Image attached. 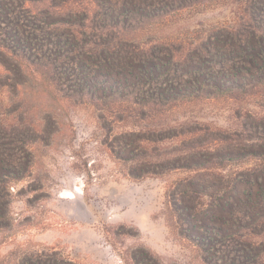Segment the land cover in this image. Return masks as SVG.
Instances as JSON below:
<instances>
[{"label": "rangeland", "instance_id": "374dc122", "mask_svg": "<svg viewBox=\"0 0 264 264\" xmlns=\"http://www.w3.org/2000/svg\"><path fill=\"white\" fill-rule=\"evenodd\" d=\"M81 16L44 28L82 39L90 98L0 46V123L25 132L21 172L0 164V264H224L212 243L237 231L264 264V17L255 29L247 0H191L109 32ZM117 42L153 53L158 99L126 103L142 74L137 56L108 70L95 58ZM227 45L245 59L220 80L212 51Z\"/></svg>", "mask_w": 264, "mask_h": 264}, {"label": "trees", "instance_id": "16d2710c", "mask_svg": "<svg viewBox=\"0 0 264 264\" xmlns=\"http://www.w3.org/2000/svg\"><path fill=\"white\" fill-rule=\"evenodd\" d=\"M191 0H8L0 5V23L4 20L7 23V28L0 32V46L8 53L15 55L22 62L32 69V71L41 77L52 78L53 80L64 81L72 85V89L85 94L90 98V92L84 91L82 84H88L93 79L95 70L89 69L86 65V55L81 46L82 39L77 36L76 32L71 29H65L66 32H61L57 27L54 29H45L49 18H63L82 15L81 17H92L88 22L97 21L100 23V28L111 30L116 25L122 30L135 19V16H160L161 14L172 13L189 6ZM251 8V19L254 21L255 29L262 24L261 19L264 17V4H256L257 0H247ZM82 2L90 5L81 7ZM76 6V7H75ZM89 13V17L88 16ZM97 23V24H98ZM51 31V32H50ZM102 34V33H100ZM106 35V34H105ZM104 35V36H105ZM98 36V35H97ZM102 36H98V40L104 41ZM109 52H100L95 58L100 60L99 64H103V69L108 70L112 63L117 65H130L137 56L138 64L141 65L140 72L142 73L137 78L135 85H127L126 91H123L126 103L139 105L137 100L146 102L148 98L158 99L155 93L151 90V77L158 73L155 66L147 68L148 59L153 56L150 51L140 52L141 55H135L129 47L117 42L110 45ZM242 54L246 53V45L240 44ZM117 49V50H116ZM113 50V51H112ZM116 50V51H114ZM214 54L217 58L216 75L220 80H225L227 77H235L239 71V61L245 57L234 52L230 46H223L214 49ZM88 56V55H87ZM262 65L260 67L261 76L264 77V52L262 57ZM115 60V61H113ZM111 63V64H110ZM163 67V66H162ZM173 73L177 71V65L173 63ZM146 69V70H144ZM161 69V68H160ZM158 69V70H160ZM173 74V75H174ZM210 77L213 75L209 74ZM169 76V75H168ZM164 78L167 75L163 76ZM205 78V77H204ZM216 78V77H215ZM167 82V81H166ZM203 83L207 84V78L198 81L195 87L200 90ZM146 84V85H145ZM165 84V83H164ZM183 84V83H179ZM174 84L168 82L166 86L170 93L174 91L181 92V87L177 88ZM187 85V83H184ZM156 85V84H155ZM148 86V87H145ZM183 86V85H180ZM193 86L190 83V87ZM215 91L219 93L234 92L240 89L224 84L213 85ZM148 88V89H147ZM222 88H225L222 91ZM82 89V90H81ZM87 89V88H85ZM102 94H105L106 89H99ZM138 92V94H137ZM139 96V98H138ZM138 98V99H137ZM153 100V99H152ZM25 138V132L22 128H7L0 123V164L6 172H21L22 162L24 157L19 156L22 143ZM226 142L232 144V140ZM3 191L5 189L0 186ZM1 204V202H0ZM237 226L241 227L242 220H236ZM245 232V231H243ZM246 233L237 231L233 235L217 237L212 245L216 250L218 259L224 264H259L253 257L252 251L248 249L249 244L244 236ZM211 244V241H210Z\"/></svg>", "mask_w": 264, "mask_h": 264}]
</instances>
